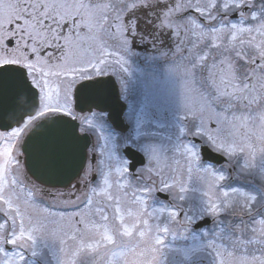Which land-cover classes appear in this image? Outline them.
Segmentation results:
<instances>
[{
  "label": "snow or ice",
  "instance_id": "6c2138e0",
  "mask_svg": "<svg viewBox=\"0 0 264 264\" xmlns=\"http://www.w3.org/2000/svg\"><path fill=\"white\" fill-rule=\"evenodd\" d=\"M163 48V62L149 57L152 71L134 74L137 50ZM176 119L228 158L264 154V0H0V264H32L48 218L73 222L60 239L74 245L69 264L105 243L127 249L134 235L155 259L169 229L145 218L152 188L135 182L147 173L162 191L179 186L147 127ZM177 148L198 165L192 148ZM204 171L216 215L231 196L213 195L225 177ZM226 239L219 264H264V218Z\"/></svg>",
  "mask_w": 264,
  "mask_h": 264
},
{
  "label": "rangeland",
  "instance_id": "374dc122",
  "mask_svg": "<svg viewBox=\"0 0 264 264\" xmlns=\"http://www.w3.org/2000/svg\"><path fill=\"white\" fill-rule=\"evenodd\" d=\"M137 51L139 57L130 58L134 74L138 72L147 74L152 71V65L155 62L148 58L154 57L155 60L164 61L167 49L156 52ZM159 124H163V127L158 126ZM179 125L180 121L176 119L147 126L151 128L156 141L169 158V167L164 169L163 174L169 181H176L179 185L164 191L169 194V201L159 199L156 195V191L161 189V186L154 174L146 173L144 179L135 182L141 186L148 184L152 188V191L145 194V218L149 219L153 225L167 226L169 229L167 233H158L164 243L156 246L155 259L153 254L146 250L150 242L146 244L134 235L125 238L127 249H131L130 251L105 243L98 250V255L85 258L86 264H219L218 246L221 244L228 246L226 237L231 234L238 235L244 228L253 226L254 221L264 218V154L257 152L254 158L249 159L247 153L238 152L231 158L227 157L223 165L210 164L201 158L193 137H203L215 149H217L216 145L205 136H198L192 123H185L186 132ZM178 145H186L199 155L197 166L193 167L189 164L187 154L179 151ZM205 169H211L225 177L223 181L215 185L213 195L222 200L220 194L223 191H229L231 196L229 203H221L222 211L216 215L207 211L210 197L208 195L209 178ZM28 176L31 177L29 173ZM12 178L14 177L10 173L9 179ZM31 179L34 180L32 177ZM148 180H152L153 183H148ZM179 187H184L186 191L180 192ZM232 189L239 191L233 193ZM250 196L258 199L253 201L249 199ZM170 210L179 211L180 216L173 220L168 214ZM185 217L190 218L191 222ZM204 217L213 219L211 225L195 229L193 225ZM43 222L46 225V238L38 239V254L30 257L32 264H69L71 259L69 249L74 245L71 241L62 245L60 239H66L64 232L69 231L73 222L54 218H48ZM114 223L118 222L110 220L109 226L111 227ZM53 232L55 235H50ZM94 235L95 239H100L98 235ZM116 242L120 243L119 237L116 238ZM63 248L65 252L62 251ZM122 251L125 255L114 256V253L119 254Z\"/></svg>",
  "mask_w": 264,
  "mask_h": 264
},
{
  "label": "water",
  "instance_id": "95a60500",
  "mask_svg": "<svg viewBox=\"0 0 264 264\" xmlns=\"http://www.w3.org/2000/svg\"><path fill=\"white\" fill-rule=\"evenodd\" d=\"M108 103H109V106H110L112 119H113V121H115V125L114 126H119L120 128L125 127V125L122 122L123 121V115L121 114V112H122V105H121V102L116 99V96H115L114 93H112L109 96ZM82 143H84V142L82 141ZM201 153H202V156H203V159L204 160L213 161L215 163H222L225 160V157L222 154L217 153V152L211 150L210 148H208L206 146H203L201 148ZM129 158L131 160H133V161L136 160L135 157H131L130 156ZM25 167L27 169V167H28L27 163L25 164ZM29 173L31 174V172H29ZM49 186H52V185H49ZM55 186H64V185L57 184ZM159 194L161 196H163L164 198H167L168 197V195L165 194V193H162L161 192ZM210 222H211V219L209 217H205L202 220H199L198 222H196L195 225H194V227L195 228H199V227H201L203 225L209 224Z\"/></svg>",
  "mask_w": 264,
  "mask_h": 264
},
{
  "label": "flooded vegetation",
  "instance_id": "af4514ba",
  "mask_svg": "<svg viewBox=\"0 0 264 264\" xmlns=\"http://www.w3.org/2000/svg\"><path fill=\"white\" fill-rule=\"evenodd\" d=\"M140 50L143 51V49H140ZM160 60H162V59H160ZM200 139H201V140H197V144H198L199 146H201L202 144H205V143L207 144V142L204 141L203 137H200ZM144 178H145V176L143 177V179H144ZM148 183H151V184H152L153 181H152V180H148ZM60 189H61L62 191H66V190H67L66 188H60ZM159 190H161V189H158L157 191H159ZM157 191H156V192H157Z\"/></svg>",
  "mask_w": 264,
  "mask_h": 264
}]
</instances>
